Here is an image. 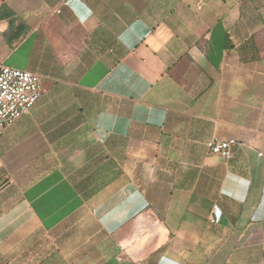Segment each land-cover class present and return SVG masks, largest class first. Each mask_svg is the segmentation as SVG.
Instances as JSON below:
<instances>
[{
	"label": "crops",
	"instance_id": "crops-1",
	"mask_svg": "<svg viewBox=\"0 0 264 264\" xmlns=\"http://www.w3.org/2000/svg\"><path fill=\"white\" fill-rule=\"evenodd\" d=\"M0 62V264H264V0H0Z\"/></svg>",
	"mask_w": 264,
	"mask_h": 264
},
{
	"label": "built area",
	"instance_id": "built-area-1",
	"mask_svg": "<svg viewBox=\"0 0 264 264\" xmlns=\"http://www.w3.org/2000/svg\"><path fill=\"white\" fill-rule=\"evenodd\" d=\"M42 94L43 85L39 74L0 62V136L5 127L28 114ZM236 143L234 137L213 138L207 142V146L210 154L229 159L233 156ZM258 154L264 156L263 152ZM215 220L213 210L211 221Z\"/></svg>",
	"mask_w": 264,
	"mask_h": 264
},
{
	"label": "rangeland",
	"instance_id": "rangeland-1",
	"mask_svg": "<svg viewBox=\"0 0 264 264\" xmlns=\"http://www.w3.org/2000/svg\"><path fill=\"white\" fill-rule=\"evenodd\" d=\"M49 167H51L50 165L49 166H46V168H49ZM45 169V168H44ZM43 171V170H42ZM42 172L41 171H38V172H36L34 175H35V177L36 176H38V175H40Z\"/></svg>",
	"mask_w": 264,
	"mask_h": 264
}]
</instances>
